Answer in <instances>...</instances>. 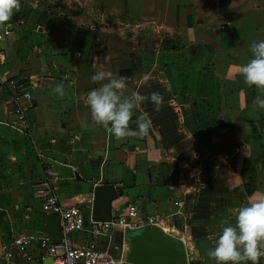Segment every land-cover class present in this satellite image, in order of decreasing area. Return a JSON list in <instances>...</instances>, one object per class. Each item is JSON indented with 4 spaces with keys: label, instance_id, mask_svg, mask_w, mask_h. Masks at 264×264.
Segmentation results:
<instances>
[{
    "label": "crops",
    "instance_id": "crops-1",
    "mask_svg": "<svg viewBox=\"0 0 264 264\" xmlns=\"http://www.w3.org/2000/svg\"><path fill=\"white\" fill-rule=\"evenodd\" d=\"M70 2L153 19L167 35L142 43L79 28L56 16ZM3 28L9 32L0 38V247L13 234L46 238L37 189L77 204L87 221L89 186L105 182L121 191L110 202L111 216L129 204L163 216L166 232L182 241L186 264H215L208 251L222 228L235 224L239 207L264 199V109L253 104L264 94L238 74L253 58L251 43L264 40V0H21ZM101 70L127 78L125 96L164 95L160 112L147 102L133 112V131L141 116L152 119L147 136L117 141L92 122L86 96L107 82L92 81ZM146 74L151 86L141 87ZM60 83L64 97L53 92ZM26 85L29 138L5 125L12 96ZM71 238L89 240L80 232ZM23 263L18 255L10 262Z\"/></svg>",
    "mask_w": 264,
    "mask_h": 264
},
{
    "label": "built area",
    "instance_id": "built-area-1",
    "mask_svg": "<svg viewBox=\"0 0 264 264\" xmlns=\"http://www.w3.org/2000/svg\"><path fill=\"white\" fill-rule=\"evenodd\" d=\"M56 16L67 23L86 30H97L114 37L145 41H160L167 31L153 19H128L105 14L89 5L65 3L56 9ZM9 29L0 30V38L7 35ZM40 52V48H37ZM11 118L5 122L19 136L29 138L30 129L26 120V112L31 107V97L27 91H21L12 96ZM39 199V209L43 214L56 215L60 227V239L57 243H49L45 237L38 238L31 234H13L9 242L0 247V261L10 264L15 255L23 260V264H40L44 258L50 259V264H122L120 258H114L106 251V245L114 231L122 232L125 227L138 228L154 225L166 232L167 220L154 214L142 213L135 204L125 207L122 215L111 216L108 221H92L88 215L83 219V212L77 204L64 205L59 202L54 193L46 188L35 191ZM88 234L85 243H74L72 233ZM167 233V232H166ZM99 238L105 239V244H97ZM31 250L33 252H31ZM122 249V253H123Z\"/></svg>",
    "mask_w": 264,
    "mask_h": 264
},
{
    "label": "clouds",
    "instance_id": "clouds-1",
    "mask_svg": "<svg viewBox=\"0 0 264 264\" xmlns=\"http://www.w3.org/2000/svg\"><path fill=\"white\" fill-rule=\"evenodd\" d=\"M21 9V0H0V28H3ZM253 58L240 66L238 74L244 82L255 86L264 94V40L253 41L250 45ZM93 82H103L98 88L92 89L86 96V104L90 108L91 120L103 127L117 141L129 137L147 136L153 127L152 119L141 116L137 120V130L130 128L134 110L143 104L151 103L154 112H160L165 106V97L159 91L148 94L134 93L125 96L126 77L113 78L111 72L98 71L91 77ZM152 77L144 75L140 86L150 87ZM76 83L75 79L71 85ZM54 94L64 97L65 84L60 83L53 89ZM257 110L264 109V98L257 96L253 101ZM87 128L88 124H81ZM208 256L215 264H260L264 258V199L251 202L236 210L235 224H227L215 239V245L208 251Z\"/></svg>",
    "mask_w": 264,
    "mask_h": 264
},
{
    "label": "water",
    "instance_id": "water-1",
    "mask_svg": "<svg viewBox=\"0 0 264 264\" xmlns=\"http://www.w3.org/2000/svg\"><path fill=\"white\" fill-rule=\"evenodd\" d=\"M52 76L56 77L54 68L48 65ZM29 86H23L24 91ZM79 180L76 174H73ZM91 188L90 219L92 221H108L110 219V202L121 195V191L110 183H98ZM46 239L49 243H57L60 239V227L56 215L44 214ZM122 242L125 244L122 253ZM106 251L114 258H120L122 264H186L182 241L154 225L138 228L125 227L122 232L114 231L106 245ZM42 264H50L49 258L42 259Z\"/></svg>",
    "mask_w": 264,
    "mask_h": 264
}]
</instances>
